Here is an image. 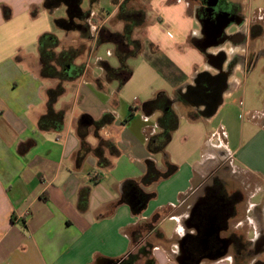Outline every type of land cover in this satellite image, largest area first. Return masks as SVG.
<instances>
[{
  "label": "crops",
  "instance_id": "1",
  "mask_svg": "<svg viewBox=\"0 0 264 264\" xmlns=\"http://www.w3.org/2000/svg\"><path fill=\"white\" fill-rule=\"evenodd\" d=\"M81 1L74 10L71 1L0 0V264H111L158 231L163 239L149 241L156 264H178L185 241L200 233L193 209L215 194L220 204L235 197L220 223L216 215L205 221L217 237L230 240L228 250L204 253L198 264H233L239 242L252 248L264 238V102L251 109L243 100H228L240 87L239 74L255 68L248 63L246 38L222 48L224 60L242 58L226 72L216 110L204 116L209 99L203 91L225 66L224 60L213 61L216 47L204 52L196 47L192 35L198 30L185 0H160L166 9L179 7V19H164L150 4L158 18L152 21L163 31H153L155 25L146 29L147 22L144 37H134L144 47L136 55L139 61L127 63L132 73L123 84L100 65L118 66L108 34L122 30L109 27L108 17L117 14L122 0L106 16L82 9ZM60 5L66 16L48 19ZM78 8L103 23L98 44L87 38L88 30L56 23L68 18L67 9ZM54 25L64 32L62 41ZM43 34L57 38L55 54L74 49L83 35L90 42L88 54L76 53L68 65L74 72L67 79L42 76L38 40ZM104 42L112 44L117 65L97 56ZM57 84L64 91L53 107L63 112L62 123L42 130L37 123L46 112V91ZM99 145L106 166L93 152ZM166 158L177 170L144 183L147 168L153 164L164 171ZM150 221L151 230H137Z\"/></svg>",
  "mask_w": 264,
  "mask_h": 264
},
{
  "label": "flooded vegetation",
  "instance_id": "2",
  "mask_svg": "<svg viewBox=\"0 0 264 264\" xmlns=\"http://www.w3.org/2000/svg\"><path fill=\"white\" fill-rule=\"evenodd\" d=\"M191 3V16L198 30L197 33L192 35V40L195 43L205 40V32L211 28L210 22L216 24L218 20L228 21V25L222 30L218 43L214 46L219 49V53L213 60L215 64L226 58L222 52L223 47L230 46L231 42L242 43L244 38H246L249 46L247 54L249 65H256L260 59L264 63V45H261L264 35V0H191ZM131 11L134 12L133 17L137 19L142 16L140 10ZM247 11H249L248 14ZM84 30H87V28H84ZM258 41H260V45L257 44L256 46ZM241 58L239 55H233L230 60H224V74L220 73L214 81V85L209 88V99H212V95L222 88L221 80L226 72L228 73L233 64ZM219 199L222 198L218 194L207 195L193 209L194 218L197 219L196 221L200 227V233L191 236L181 247L183 252L180 250L178 257H184V263L196 264L201 260L204 253L220 254L225 249L228 250L230 240L219 238L214 233H210V229L206 228L205 223L211 215H216L217 221H220V216L223 217L225 216L224 213L232 210L235 197H224L225 204H220ZM236 252L241 258L242 262L240 263L244 262L242 258L245 257L248 264H264V238L261 236L252 248L243 247L242 243L239 242Z\"/></svg>",
  "mask_w": 264,
  "mask_h": 264
},
{
  "label": "trees",
  "instance_id": "3",
  "mask_svg": "<svg viewBox=\"0 0 264 264\" xmlns=\"http://www.w3.org/2000/svg\"><path fill=\"white\" fill-rule=\"evenodd\" d=\"M65 4H69L71 0H61ZM94 1V0H93ZM76 2H80V0H76ZM119 0H113V3H118ZM129 4V0H122L119 2L118 12L116 17L118 20L123 22L122 32L118 33H109L108 38L115 41V54L118 59V66L112 67L106 61H100V65L103 67L105 74L107 77H117L120 84H123L131 75L132 68L127 64V60L130 57H134L142 52L143 50V42L141 39L133 38L132 32L135 27L140 26L144 22V17L142 15L140 18L133 17V11L127 5ZM89 11H82L78 8L76 12H71L67 9L68 18L67 19H56V23L61 27L71 30L76 26H79L81 29L87 28L85 25V21L89 16ZM9 11L7 8H4V15L8 16ZM75 19L80 20L82 24H78L75 22ZM103 29L101 28L98 36L96 37V44H98L101 39H103L102 33ZM87 36V35H86ZM87 38L91 39L90 35ZM58 46L57 38L52 34H43L40 36L38 40V49H39V57L41 63V74L45 77H56L60 80L67 79L68 76L73 74L74 70L69 71L68 65L71 63L72 59L75 57L76 52L73 48L67 50H61L58 54H55L53 49ZM56 65L59 66V69H56ZM64 88L61 84H57L53 88H49L46 91V112L41 115L38 120V128L42 130H49L58 128L62 123L63 112L57 111L54 109L53 105L57 98L62 94ZM152 101H149L147 105H150ZM87 117L83 116L81 119V123L79 126V136L83 138L84 130L82 129L84 126V120L86 121ZM96 126L97 122H93ZM170 135H166L164 144L169 140ZM83 145V144H82ZM163 146H161L162 148ZM94 154L97 156L98 160H100V164L102 166H106L107 162L103 160L102 151L100 145L94 148ZM83 154L81 150L77 153V160L81 159V155ZM165 170L158 171L153 164H151L144 176L141 178L144 183H151L160 178H165L172 175L176 170L177 166L166 158L165 159ZM152 194L148 195L151 197ZM153 228V222H145L141 224V227L137 230L141 229L144 231H149ZM140 233V231H138ZM139 236V235H138ZM156 239H163V235L161 232H155ZM137 242V237L133 238V243ZM152 248L153 245L151 242L146 241L142 246H140L136 252H128L121 259L112 260L111 264H156L155 258L152 256Z\"/></svg>",
  "mask_w": 264,
  "mask_h": 264
},
{
  "label": "rangeland",
  "instance_id": "4",
  "mask_svg": "<svg viewBox=\"0 0 264 264\" xmlns=\"http://www.w3.org/2000/svg\"><path fill=\"white\" fill-rule=\"evenodd\" d=\"M175 0H168V2H173ZM186 3L188 4L187 6V13L189 15H192V3L191 0H185ZM156 6L159 9V13L162 14V16L164 17V19H179V15L177 13L178 9L175 8L174 11H172V7L166 9L165 6H163L160 3V0H129V4L128 7L132 8V10L134 11H141L144 19H147L145 22H143L142 25L137 26L134 28L133 32H132V37H140L142 36V38L144 37V33L145 30L147 29V27L153 26V31L157 32V33H161L163 31V28H161V25H156L157 23L155 21V19L157 18V10L151 8V5ZM81 7L82 9H87L89 10L90 7L92 9V11L94 12V14H98V15H102V16H106L107 13L111 12L114 7L115 4L113 3V0H82L81 1ZM247 14L249 13V11L246 12ZM95 15V16H96ZM66 16V8L64 5H60L58 7H56L53 11L52 14H49L48 19H54L57 17H65ZM116 14L114 17H108V19H112L111 22L112 24L114 23V25L110 24V22L108 23V26H114V30H122V26L123 24L121 23V21H117V17ZM141 16H139L140 18ZM180 18L182 19V17L180 16ZM114 19V20H113ZM148 22V23H147ZM154 22V23H153ZM147 23V26L144 28L145 24ZM54 31H55V36L57 38H59L61 41L64 39L63 35L64 32L60 29H58L55 25H54ZM152 32V30H150ZM260 41H258L257 44H259ZM67 45L69 44V42L66 43ZM260 45V44H259ZM261 45H264V35L262 37L261 40ZM113 46L111 43L108 42H104V43H100L99 47L96 51L97 56L102 57L103 59L107 60L110 64L112 65H117V60L116 57L112 54H110V50ZM89 48H90V42L88 40L85 39V36L83 35L82 39H80L77 44L74 45V50L75 52L80 55V56H86L89 52ZM56 49V48H55ZM57 50V49H56ZM77 58V57H76ZM140 58V56H134L131 57L127 60V63L130 64H134L137 61H139L138 59ZM81 59L77 58V62H80ZM94 61V57L91 60V62ZM239 79H240V87L237 91H234L233 95L228 98L229 101H233V102H237L238 100H243L245 102L246 108H253V107H260L261 104H263L264 102V63L263 60H259L256 65L255 68L253 69V71L248 74L247 76H243L242 74H239ZM246 118V117H245ZM145 234V233H144ZM142 233V236L144 235ZM156 239L155 236H152L150 238L149 241H152V239ZM147 241V239L145 240ZM136 244V243H135ZM244 259V263H239L238 261L241 260L240 257L235 256L234 258V263L233 264H248L247 258H242ZM246 262V263H245Z\"/></svg>",
  "mask_w": 264,
  "mask_h": 264
},
{
  "label": "water",
  "instance_id": "5",
  "mask_svg": "<svg viewBox=\"0 0 264 264\" xmlns=\"http://www.w3.org/2000/svg\"><path fill=\"white\" fill-rule=\"evenodd\" d=\"M74 1L75 0H71V3L69 4V7L71 9L75 10L79 6V4H78V2L76 4H74ZM209 24H210L211 28L207 32H205V40L202 41V42L200 41V42L195 43L196 47L198 49H200L201 51H203V52L206 51L208 48L215 46L218 43V40L220 39V36L222 35V30H223V28L226 25H228V21H220V20H218L216 24H213L212 22H210ZM67 68H68L69 71L72 70V66H68ZM226 77L227 76L225 75L223 77V79L221 80L222 88L220 90H218L215 94L212 95V99H209L210 96H208V95H209V90H210L209 88L211 87V85H214L213 81L212 82L210 81L211 82V83H209L210 87L206 88L207 90L205 89L203 91L204 98L209 99L208 100L209 102H207V106H206L205 111L201 113L202 115L210 116L216 110L218 104L221 101V91H222V89H224V87L226 85ZM210 233H212V231H210ZM181 251L183 252V250H181ZM225 252H226V249L220 254L222 255ZM183 258L184 257H182V258L178 257V264H186V263H184V259ZM198 263L199 262H197L196 264H198Z\"/></svg>",
  "mask_w": 264,
  "mask_h": 264
},
{
  "label": "built area",
  "instance_id": "6",
  "mask_svg": "<svg viewBox=\"0 0 264 264\" xmlns=\"http://www.w3.org/2000/svg\"><path fill=\"white\" fill-rule=\"evenodd\" d=\"M85 25L87 27L88 33L92 40H96L100 29L103 26V23H98L96 16L89 14L85 21Z\"/></svg>",
  "mask_w": 264,
  "mask_h": 264
}]
</instances>
